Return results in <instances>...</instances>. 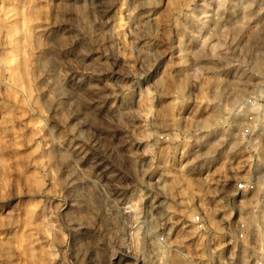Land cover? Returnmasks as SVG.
<instances>
[{
	"label": "rangeland",
	"instance_id": "374dc122",
	"mask_svg": "<svg viewBox=\"0 0 264 264\" xmlns=\"http://www.w3.org/2000/svg\"><path fill=\"white\" fill-rule=\"evenodd\" d=\"M263 166L264 0H0V264H264Z\"/></svg>",
	"mask_w": 264,
	"mask_h": 264
},
{
	"label": "built area",
	"instance_id": "2783aa9c",
	"mask_svg": "<svg viewBox=\"0 0 264 264\" xmlns=\"http://www.w3.org/2000/svg\"><path fill=\"white\" fill-rule=\"evenodd\" d=\"M245 132L247 133L248 132V130H245ZM253 187H254V184H253V182H246V183H240V184H237V189H239V190H244V191H251L252 189H253ZM194 222H195V224L197 225V227L199 228V229H202L203 228V224H202V222H201V220H200V218L198 217V216H195V218H194Z\"/></svg>",
	"mask_w": 264,
	"mask_h": 264
},
{
	"label": "bare ground",
	"instance_id": "6f19581e",
	"mask_svg": "<svg viewBox=\"0 0 264 264\" xmlns=\"http://www.w3.org/2000/svg\"><path fill=\"white\" fill-rule=\"evenodd\" d=\"M264 167V166H263ZM262 167V168H263ZM264 170V169H263ZM264 172V171H263ZM254 178L256 179V181L258 182H262L264 180V174H261V173H257Z\"/></svg>",
	"mask_w": 264,
	"mask_h": 264
}]
</instances>
